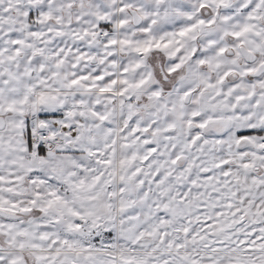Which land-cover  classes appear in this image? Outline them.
Wrapping results in <instances>:
<instances>
[{"label":"snow or ice","instance_id":"obj_1","mask_svg":"<svg viewBox=\"0 0 264 264\" xmlns=\"http://www.w3.org/2000/svg\"><path fill=\"white\" fill-rule=\"evenodd\" d=\"M0 264H264V0H0Z\"/></svg>","mask_w":264,"mask_h":264}]
</instances>
